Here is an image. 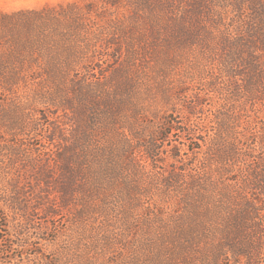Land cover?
Returning a JSON list of instances; mask_svg holds the SVG:
<instances>
[{
	"label": "trees",
	"instance_id": "16d2710c",
	"mask_svg": "<svg viewBox=\"0 0 264 264\" xmlns=\"http://www.w3.org/2000/svg\"><path fill=\"white\" fill-rule=\"evenodd\" d=\"M198 50L221 52V71L235 91L219 104L209 129L188 144L191 154H201L196 172L178 167L166 180L167 188L176 177L189 186L181 207L191 222L162 232L165 250L145 254L150 248L145 245L137 260L112 264H162L164 256L188 264L194 241L204 243L211 264L228 258L232 264H264V125L252 116L264 102V0H67L0 10V92L50 88L55 106L64 98L73 125L60 138L55 189L61 207L79 199L81 215L93 211L89 202L97 196L115 198L118 182L124 181L130 194L135 191L132 175L142 165L134 147L153 172H166L158 143L174 131L189 135L190 127H179L168 109L144 138L129 125V115L140 111L135 90L141 73L158 76ZM217 83L216 78L212 87ZM163 95L168 103L170 90ZM173 151L178 161L181 154ZM33 168L35 181L49 183L45 165ZM5 189L0 186V232H11L9 213L19 201ZM105 197L100 200L108 206ZM129 223L124 225L130 231ZM8 237L0 239V258L13 251L7 246L13 234Z\"/></svg>",
	"mask_w": 264,
	"mask_h": 264
},
{
	"label": "rangeland",
	"instance_id": "374dc122",
	"mask_svg": "<svg viewBox=\"0 0 264 264\" xmlns=\"http://www.w3.org/2000/svg\"><path fill=\"white\" fill-rule=\"evenodd\" d=\"M63 1L67 0H0V10L41 8ZM221 59V52L215 50L192 51L158 76L155 72L141 73L135 90L140 111L137 116L129 115L132 120L129 125L135 124V129L147 138L160 126L169 109L179 127H190V134L174 131L167 142L158 143L159 165L166 172H153L145 154L134 147L135 157L142 165L132 175L135 191L130 194L124 181L118 182L115 198L109 193L107 197L100 195L89 200L93 211L83 215L79 212L82 207L79 199L61 207L55 189V157L64 146L60 138L68 136L73 125L71 114L61 104L64 98L58 97L59 106H55L50 88L0 92V186L7 187L5 191L11 195L16 194L19 201L14 212L9 213L7 224L11 225V232L6 228L0 232V239L13 234V242H7V246L13 247L12 257L7 258L8 254L0 258V264H112L122 258L137 260L145 245L150 247L144 250L145 254L165 250L168 246L160 243L162 232L171 233L177 225L191 222V214L181 207L189 186L176 177L172 181L174 186L167 188L166 180L179 171L178 167L196 172L197 157L201 154H191L188 144L201 130L209 129L219 104L235 91L227 84L224 70L221 71ZM216 78L218 86L213 88ZM168 89L172 97L167 103L163 94ZM188 108H193V113ZM255 112L252 116L264 125V102L257 105ZM174 149L181 154L178 161L172 158ZM38 165L49 169V183L35 181L37 170L33 167ZM103 197L107 198L108 206L101 202ZM101 206L107 209L102 212ZM127 220L130 231L124 225ZM203 246L197 241L190 244L188 264H211V255L204 257ZM221 263L232 264L229 258ZM162 264L181 263L164 256Z\"/></svg>",
	"mask_w": 264,
	"mask_h": 264
}]
</instances>
